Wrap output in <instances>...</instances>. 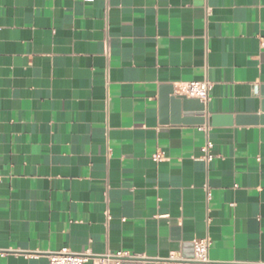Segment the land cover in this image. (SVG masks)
Wrapping results in <instances>:
<instances>
[{
	"label": "crops",
	"instance_id": "crops-1",
	"mask_svg": "<svg viewBox=\"0 0 264 264\" xmlns=\"http://www.w3.org/2000/svg\"><path fill=\"white\" fill-rule=\"evenodd\" d=\"M0 172V264H264V0H0Z\"/></svg>",
	"mask_w": 264,
	"mask_h": 264
},
{
	"label": "built area",
	"instance_id": "built-area-1",
	"mask_svg": "<svg viewBox=\"0 0 264 264\" xmlns=\"http://www.w3.org/2000/svg\"><path fill=\"white\" fill-rule=\"evenodd\" d=\"M211 82L209 80L202 81H186L179 83L178 95H184L189 98L200 99L205 104L210 99ZM212 147V142L208 141L203 147L206 158L210 160L212 155L209 154V149ZM160 155H156L155 159H160ZM0 172V181H1ZM210 239L208 237L197 239L194 242V256L184 259V264H212L209 259ZM133 257L126 251H119L115 254L104 256H95L89 250L73 251L69 247H63L58 251H53L50 254V264H86L90 260H94L96 264H120L122 259Z\"/></svg>",
	"mask_w": 264,
	"mask_h": 264
},
{
	"label": "water",
	"instance_id": "water-1",
	"mask_svg": "<svg viewBox=\"0 0 264 264\" xmlns=\"http://www.w3.org/2000/svg\"><path fill=\"white\" fill-rule=\"evenodd\" d=\"M170 101L173 110L176 114V117L179 118L180 113L184 116H188V114H192L196 112L199 115V119H197L198 123H204L206 121L205 112H206V104L197 98H189L184 95H176L171 99L165 98L164 105L167 106V103ZM256 117L254 118L256 122ZM193 257V256H192ZM141 260L136 257H129L122 259L120 264H139Z\"/></svg>",
	"mask_w": 264,
	"mask_h": 264
}]
</instances>
